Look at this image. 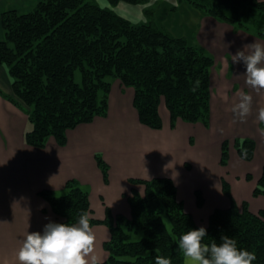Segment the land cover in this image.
Here are the masks:
<instances>
[{"label": "trees", "instance_id": "obj_1", "mask_svg": "<svg viewBox=\"0 0 264 264\" xmlns=\"http://www.w3.org/2000/svg\"><path fill=\"white\" fill-rule=\"evenodd\" d=\"M138 4L143 0H108ZM202 15L264 40V2L259 0H178ZM0 66L11 82L12 95L0 96L22 107L29 129L27 146L44 149L52 138L59 147L66 144V132L96 117H106L111 81L133 90L132 106L141 125L160 130L158 108L163 102L170 128L180 120L209 124L210 72L213 58L183 37H174L153 21L132 24L94 2L86 0H40L27 13L7 10L0 19ZM78 77V81H77ZM21 104H18V102ZM251 139H236L234 150L245 162L254 154ZM228 143L220 151L222 167L227 166ZM104 183L108 166L95 155ZM247 181L250 176H246ZM145 187L143 197L131 190L130 218L113 216L106 210L101 221L92 217L88 192L69 180L61 195L43 190L38 196L60 221L75 224L88 212L91 226L103 225L110 239L103 244L108 258L103 264H155L157 255L184 264L179 237L198 230L193 217L177 200V188L169 178L129 180ZM221 192L229 207L216 209L208 218L204 243L227 236L238 249L256 254L253 264H264V209L249 211L238 206L229 185L221 180ZM264 198V158L252 197ZM198 207L202 198L195 192ZM141 233L138 240L132 235Z\"/></svg>", "mask_w": 264, "mask_h": 264}, {"label": "crops", "instance_id": "obj_2", "mask_svg": "<svg viewBox=\"0 0 264 264\" xmlns=\"http://www.w3.org/2000/svg\"><path fill=\"white\" fill-rule=\"evenodd\" d=\"M39 1L0 0V19L7 10L27 13ZM191 24L190 35L183 38L201 46L216 63L210 72L207 128L201 123L189 124L178 120L171 130L169 113L164 105H159L162 127L160 130L149 129L138 121L132 106V89L113 81L106 117H96L90 124H81L67 131L63 147L50 138L44 149H36L24 143L23 137L30 125L22 107L0 96V264H5V261L18 264L16 253L26 233H42L46 224L56 221L49 205L38 193L47 190L62 194L69 180L76 181L87 190L92 217L101 221L105 218L106 210L113 216L130 218L127 196L132 186L129 180L169 178L195 223L198 217L207 220L214 210L229 207L228 199L221 192V181L213 182V163L215 166L216 159L220 157L223 142L245 138L254 141L252 161H242L235 150L228 151V158L229 162L234 158L238 165L245 166L256 162L258 157V180L264 158V136L260 135L258 129L264 128V124L257 117L258 109L264 107V91L258 94L247 85L245 64L243 61L233 63L231 56L238 50H244L245 45L254 42L264 44V40L235 31L231 26L204 16L197 10L193 12ZM0 91L14 98L10 80L2 67ZM239 91L253 96L251 114L244 121L230 111L233 103L238 102L236 93ZM222 95L228 97L227 101L222 99ZM213 140L219 144L215 148L214 161ZM95 155H100L108 166L106 183ZM229 166L230 163L224 172L229 169V174L234 173L246 181L244 176L238 175L240 173ZM250 170L244 171L243 175H248ZM195 192L203 200L201 208H197ZM93 229L104 263L108 253L103 249V244L110 239L109 230L103 225L93 226Z\"/></svg>", "mask_w": 264, "mask_h": 264}, {"label": "clouds", "instance_id": "obj_3", "mask_svg": "<svg viewBox=\"0 0 264 264\" xmlns=\"http://www.w3.org/2000/svg\"><path fill=\"white\" fill-rule=\"evenodd\" d=\"M233 63L243 61L246 66V83L258 94L264 91V44L254 42L245 45L231 56ZM230 111L244 121L252 111L253 96L244 91L236 93ZM227 101L228 97L222 95ZM258 121L264 124V107L258 109ZM264 136V128L258 129ZM204 227L182 234L178 247L183 252L184 264H253L256 254L238 249L237 241L227 236L221 243L212 240L204 243ZM18 264H103V255L98 249L97 235L90 224L88 212H82L75 224L49 222L43 232H27L16 253ZM5 264H8L5 261ZM155 264H172L171 258L157 255Z\"/></svg>", "mask_w": 264, "mask_h": 264}, {"label": "rangeland", "instance_id": "obj_4", "mask_svg": "<svg viewBox=\"0 0 264 264\" xmlns=\"http://www.w3.org/2000/svg\"><path fill=\"white\" fill-rule=\"evenodd\" d=\"M86 1L94 2L100 8L110 10L115 15H117V16L125 19V20H128L132 24H142V23H148L149 21H153L157 27L165 30L166 32H168L172 36L175 35V36H181V37H184L185 35H190L193 12L195 10H197V9L192 8V6L189 5L188 3H186L185 1L179 2L178 0H143V2L138 3V4H131V3L124 2V1H119L115 5L110 4L108 0H86ZM0 40H2V36H0ZM197 46H199V45H197ZM199 47H201V46H199ZM1 67L2 66H0V68ZM215 67H216V63L213 59V68H215ZM2 68L5 70L4 67H2ZM213 68L211 70H213ZM77 81H78V77H77ZM112 82L113 81H111V83ZM209 83H210V79H209ZM120 85H121V83H120ZM11 90H12V88H11ZM160 105H164L163 102H161ZM209 108H210V105H209ZM158 114H159V112H158ZM159 118H160V116H159ZM160 120H161V118H160ZM169 121H170V118H169ZM161 123H162V121H161ZM173 129H171V130H173ZM245 139H249V138H245ZM234 142H235V140H233V141L231 140V142L228 143V147H227L228 151L234 150ZM218 147H219V144L213 140V161H214L215 153L217 152V149L215 150V148H218ZM254 149H255V146H254ZM228 155H229V152H228ZM230 155H232V154L230 153ZM232 156H230V158ZM257 159H258V157H256V162H257ZM219 162H220V157H218V159H216L215 166L213 163V182L216 181L218 183L221 180H224L229 185L231 196L238 206H240V204L244 202V203L248 204V208L252 213L253 212L257 213V211L263 210L264 209V198L261 196L257 197V198L252 197V190L254 188L253 185H254V182L257 180L256 175H257V171H258V164H256V162L254 161L251 165H245V166L242 165L241 166V165H238L234 161V158L230 159V162H229V158H228L227 165H228V163H230L229 167H231V169L232 168L235 169L237 173H240L238 175H242L245 178H246V176L252 177V180H248V181L246 180L245 181V180H241V177L236 176L234 173L229 174L228 173L229 169L226 172H224L225 167H222L219 164ZM248 166H251V167H248ZM250 168H251L250 173L248 175L247 174L243 175L244 171L249 170ZM239 171H241V172H239ZM131 186L132 187L130 188V191H129L128 196H127V202H128V198H130L132 196L131 190L135 191L136 194L141 196V197H143V195H144V189H145L144 186L139 185V184L138 185H131ZM182 191L184 192L185 190L182 189ZM57 195H61V194H57ZM217 195H218V192H217ZM177 200L180 201V199L178 198V194H177ZM216 200H218V199H216ZM181 204L183 205L182 202H181ZM201 207H202V205H201ZM201 207H198V205H197V208H201ZM183 208H184V205H183ZM184 211L186 212L185 208H184ZM55 217H56V220H58V221L61 220L57 216H55ZM196 217H198V216H196ZM200 219H201V221H200ZM200 219L198 217L197 223H195V225L199 228L206 227V225L208 223V219L207 220H202L204 218H200ZM202 221H204V222H202ZM194 222H195V220H194ZM132 237H133V239L138 240L141 237V233L132 235Z\"/></svg>", "mask_w": 264, "mask_h": 264}]
</instances>
